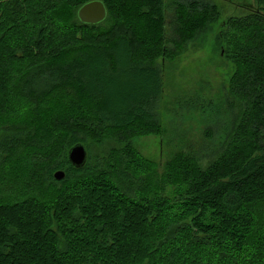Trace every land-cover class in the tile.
Wrapping results in <instances>:
<instances>
[{
  "label": "trees",
  "instance_id": "obj_1",
  "mask_svg": "<svg viewBox=\"0 0 264 264\" xmlns=\"http://www.w3.org/2000/svg\"><path fill=\"white\" fill-rule=\"evenodd\" d=\"M89 1L0 0V264H264V0L219 28L235 66L224 136L205 160L172 153L159 176L126 146L91 157V141L163 134L162 64L219 9L180 1L167 21L164 0H100L105 20L86 25Z\"/></svg>",
  "mask_w": 264,
  "mask_h": 264
},
{
  "label": "rangeland",
  "instance_id": "obj_2",
  "mask_svg": "<svg viewBox=\"0 0 264 264\" xmlns=\"http://www.w3.org/2000/svg\"><path fill=\"white\" fill-rule=\"evenodd\" d=\"M180 1L185 0H164L167 21L171 19L175 5ZM207 1L215 4L219 9L220 18L217 23L210 25L206 32L194 41H187L175 55L171 56V59H166L162 64L163 90L156 102L158 104L155 110L163 134H145L137 130L123 143L114 140L99 143L93 139L89 149L91 157L97 156L108 162L111 159L110 155L118 156L117 151L126 146L131 151L126 153L128 158H141L154 164L156 174L159 176L172 153L185 149L198 155L201 147H213V144H219L227 127L225 124L229 110L223 98L228 94L235 66L224 57L220 43H217V35L220 25L227 17L245 15L247 7L254 6L255 0ZM200 155H203L205 160L209 154L201 152ZM58 171H63L65 175L64 169ZM137 173L138 170L135 169L133 180L136 181H128L127 186L131 190L129 192L133 195L137 194L136 198H139L144 188ZM141 174L146 175L147 170L142 169ZM118 184L126 188L125 182L118 180ZM66 190L70 192L69 189ZM11 192L13 191L7 194ZM153 196L143 200V203L147 204ZM17 197L21 198L18 195Z\"/></svg>",
  "mask_w": 264,
  "mask_h": 264
},
{
  "label": "water",
  "instance_id": "obj_3",
  "mask_svg": "<svg viewBox=\"0 0 264 264\" xmlns=\"http://www.w3.org/2000/svg\"><path fill=\"white\" fill-rule=\"evenodd\" d=\"M107 11L102 1L92 0L82 5L77 11V18L82 24L97 25L106 18ZM69 163L75 168H81L87 161V152L82 144H76L70 148L67 154ZM56 181L64 178L63 171L53 174Z\"/></svg>",
  "mask_w": 264,
  "mask_h": 264
}]
</instances>
